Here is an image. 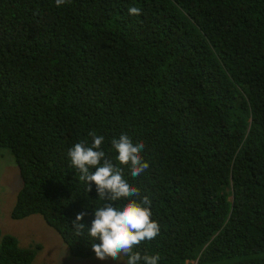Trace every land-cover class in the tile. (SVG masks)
<instances>
[{"label": "trees", "instance_id": "obj_1", "mask_svg": "<svg viewBox=\"0 0 264 264\" xmlns=\"http://www.w3.org/2000/svg\"><path fill=\"white\" fill-rule=\"evenodd\" d=\"M92 131L117 165L113 138L145 144V173L119 166L160 232L134 251L264 264V0H0V145L21 178L10 216L42 215L77 257L96 254L103 201L67 152ZM33 254L0 237V264Z\"/></svg>", "mask_w": 264, "mask_h": 264}, {"label": "clouds", "instance_id": "obj_2", "mask_svg": "<svg viewBox=\"0 0 264 264\" xmlns=\"http://www.w3.org/2000/svg\"><path fill=\"white\" fill-rule=\"evenodd\" d=\"M67 2L68 0H55L57 6ZM128 12L129 15H140L141 9L130 7ZM89 136L92 138L90 145L87 140L77 142L69 148L67 156L71 166L78 170L79 179L85 182L88 192L94 183L99 199L103 201L94 210V219L87 229V235L94 241H99L92 244V250L101 260L110 257L121 261L123 254L127 257L126 264H158L159 254L142 255L139 251H134L141 242L155 239L159 235L160 226L152 219V212L147 206L150 204L148 197L140 198V189L130 183L125 177L124 168L119 166H126L131 177L145 173L149 164L142 156L144 142H134L126 133H122L118 139L113 138L111 146L118 153L117 165L106 157L102 148L105 138L94 131L89 132ZM93 168L95 172L91 171ZM122 200L126 202L116 203ZM85 215V212H81L71 221L78 236L85 233L86 226L81 223Z\"/></svg>", "mask_w": 264, "mask_h": 264}, {"label": "rangeland", "instance_id": "obj_3", "mask_svg": "<svg viewBox=\"0 0 264 264\" xmlns=\"http://www.w3.org/2000/svg\"><path fill=\"white\" fill-rule=\"evenodd\" d=\"M21 186V178L11 150L0 145V237L9 234L15 238L18 247L32 249L34 256L30 264H126L96 254L88 257L72 256L61 237L48 226L40 214H31L22 219L10 216L16 194Z\"/></svg>", "mask_w": 264, "mask_h": 264}]
</instances>
